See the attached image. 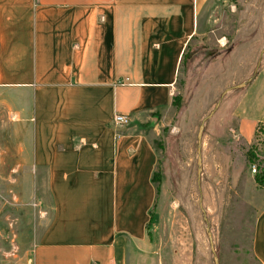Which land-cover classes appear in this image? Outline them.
I'll use <instances>...</instances> for the list:
<instances>
[{"label": "crops", "instance_id": "obj_1", "mask_svg": "<svg viewBox=\"0 0 264 264\" xmlns=\"http://www.w3.org/2000/svg\"><path fill=\"white\" fill-rule=\"evenodd\" d=\"M211 1L0 0V89L15 94L49 199L32 264H128L156 198L145 126L170 104ZM250 250L264 264V204Z\"/></svg>", "mask_w": 264, "mask_h": 264}, {"label": "rangeland", "instance_id": "obj_2", "mask_svg": "<svg viewBox=\"0 0 264 264\" xmlns=\"http://www.w3.org/2000/svg\"><path fill=\"white\" fill-rule=\"evenodd\" d=\"M186 52L170 104L145 126L156 198L128 264H215L209 234L219 264H258L250 240L264 204V0H212ZM14 96L0 89V264H32L50 208L44 173L28 168Z\"/></svg>", "mask_w": 264, "mask_h": 264}, {"label": "water", "instance_id": "obj_3", "mask_svg": "<svg viewBox=\"0 0 264 264\" xmlns=\"http://www.w3.org/2000/svg\"><path fill=\"white\" fill-rule=\"evenodd\" d=\"M244 83H245V82H241V83L237 84L235 87L243 86ZM225 92H226V91H224V92L222 93V95H223ZM219 100H220V99H219ZM219 100H218V102L216 103L215 108L210 112V114H208L207 117H210V116L215 112L216 108H217L218 105H219ZM203 125H204V120H203V122L200 124V127H199V133H198V145H197V152H198L197 162H198V164H200V162H201V139H200V138H201V133H202V130H203ZM209 240H210L211 251H212L213 254H214V262H215V264H219V262H218V256H217V254H216V250H215V248H214V246H213L212 238H211L210 234H209Z\"/></svg>", "mask_w": 264, "mask_h": 264}, {"label": "built area", "instance_id": "obj_4", "mask_svg": "<svg viewBox=\"0 0 264 264\" xmlns=\"http://www.w3.org/2000/svg\"><path fill=\"white\" fill-rule=\"evenodd\" d=\"M113 122L114 124L119 126L127 125L130 122V117L128 114L125 113H115L113 116ZM251 172H255L254 165L251 168Z\"/></svg>", "mask_w": 264, "mask_h": 264}, {"label": "trees", "instance_id": "obj_5", "mask_svg": "<svg viewBox=\"0 0 264 264\" xmlns=\"http://www.w3.org/2000/svg\"><path fill=\"white\" fill-rule=\"evenodd\" d=\"M187 57H188V54H187V52H185V53L183 54V57H182L181 63H182ZM155 170H156V169H155ZM155 170H154L153 177H152L153 182H154V174H155ZM255 170H256V169H255ZM256 182H257L259 185H261V186L264 185V169H263L262 172H261V177L256 178Z\"/></svg>", "mask_w": 264, "mask_h": 264}]
</instances>
